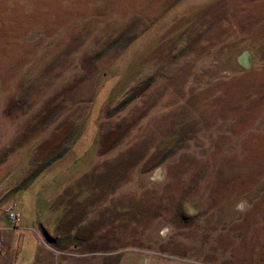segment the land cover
I'll list each match as a JSON object with an SVG mask.
<instances>
[{
  "label": "rangeland",
  "instance_id": "374dc122",
  "mask_svg": "<svg viewBox=\"0 0 264 264\" xmlns=\"http://www.w3.org/2000/svg\"><path fill=\"white\" fill-rule=\"evenodd\" d=\"M0 264H264V0H0Z\"/></svg>",
  "mask_w": 264,
  "mask_h": 264
},
{
  "label": "built area",
  "instance_id": "2783aa9c",
  "mask_svg": "<svg viewBox=\"0 0 264 264\" xmlns=\"http://www.w3.org/2000/svg\"><path fill=\"white\" fill-rule=\"evenodd\" d=\"M12 215H13V217H15L16 216V213L14 212Z\"/></svg>",
  "mask_w": 264,
  "mask_h": 264
},
{
  "label": "clouds",
  "instance_id": "9594fccd",
  "mask_svg": "<svg viewBox=\"0 0 264 264\" xmlns=\"http://www.w3.org/2000/svg\"><path fill=\"white\" fill-rule=\"evenodd\" d=\"M238 210H241L242 211L243 209L242 208H239V206H238Z\"/></svg>",
  "mask_w": 264,
  "mask_h": 264
}]
</instances>
